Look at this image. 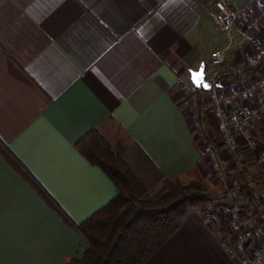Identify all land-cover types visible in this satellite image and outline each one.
Listing matches in <instances>:
<instances>
[{"label":"crops","instance_id":"0c3cea01","mask_svg":"<svg viewBox=\"0 0 264 264\" xmlns=\"http://www.w3.org/2000/svg\"><path fill=\"white\" fill-rule=\"evenodd\" d=\"M216 1L0 0V142L75 223L118 193L76 147L91 130L143 185L214 180L177 81L190 80L201 61L209 65L216 48L229 47L226 65L249 53L238 36L242 23L232 41L216 29ZM224 1L240 10L253 0ZM229 241L221 226L189 208L145 264H243ZM88 248L0 149V264H68Z\"/></svg>","mask_w":264,"mask_h":264},{"label":"built area","instance_id":"2783aa9c","mask_svg":"<svg viewBox=\"0 0 264 264\" xmlns=\"http://www.w3.org/2000/svg\"><path fill=\"white\" fill-rule=\"evenodd\" d=\"M215 6L213 22L216 29L232 41L233 26L238 27L242 23L238 36L240 43L248 46L249 53L226 65L228 46L211 52L207 79L213 84L217 81L226 83L223 89L214 87L209 92H202L195 88L191 80L185 79H179L177 85L189 102L193 124L194 120L205 123L208 113L214 116L223 146L222 155H227L234 164L233 174L228 179L220 171L216 149L208 145L206 151L214 160L220 178L228 179L230 183L220 211L237 237L231 252L243 264H264V220L257 216L252 224L245 219L247 202L242 188L254 189L255 186L254 176L248 170L247 157L240 151V145H245L250 151L259 146L254 127L264 114V98L259 99V95L264 96V0H253L240 10L232 9L224 0H217ZM255 159L258 165L264 164V147ZM249 193L258 198L253 191ZM210 218L218 220L215 214H211Z\"/></svg>","mask_w":264,"mask_h":264},{"label":"trees","instance_id":"16d2710c","mask_svg":"<svg viewBox=\"0 0 264 264\" xmlns=\"http://www.w3.org/2000/svg\"><path fill=\"white\" fill-rule=\"evenodd\" d=\"M76 147L91 164L99 166L118 189L109 204L80 224L71 219L9 148L0 142L1 152L11 164L68 225L88 240L89 248L83 257L74 258L68 264H145L179 229L191 207H198L208 215L215 214L218 220L211 224L220 225L235 242L237 237L220 206H216L218 210L213 209V199L199 183L170 181L158 197L151 198L145 185L98 130L87 133ZM253 200L250 198L249 207L254 206Z\"/></svg>","mask_w":264,"mask_h":264},{"label":"rangeland","instance_id":"374dc122","mask_svg":"<svg viewBox=\"0 0 264 264\" xmlns=\"http://www.w3.org/2000/svg\"><path fill=\"white\" fill-rule=\"evenodd\" d=\"M264 96L261 94L259 95V99H263ZM189 103V102H188ZM208 112V111H207ZM207 119H205V123L200 120L199 122H195L194 120V126H195V130H194V134L196 136V139H197V143L201 149V152L203 153V155L207 156L209 159V152L206 151V149L208 148V145L212 146V148H215L216 146H218L220 148V151H218V149H216L217 151V154L220 155V152L222 154V149H223V146L220 144L221 142V139L219 138V135H218V131H217V122L214 118V116H212V114L208 113L207 115ZM264 118V114L263 116L257 121V123L255 124V127H254V130L255 132L257 133V136H258V139H259V146L250 151L248 150V148H246L245 145H240V151L243 152L245 154L246 157L249 156V159L247 158V162L248 160L249 161H253L256 165V167L258 169H260L261 167L263 168L264 167V164L262 165H258L255 161H256V157L257 155L260 154V151L263 149L264 146H261V142H260V137H261V133L262 131L260 130V126L264 125L261 120ZM209 138L211 140V142L209 141ZM263 137H261L262 139ZM218 155V159L220 161L221 164H224L225 166L221 165V169L220 171L223 173V174H227L226 173V170L225 168L228 166L226 165V161L225 159H227L229 162H230V168L232 167V173H231V176L233 174V170H234V164H233V161L232 159H230L227 155H222L219 156ZM225 157V159H224ZM210 162H211V166L212 168L215 170L216 174H215V177L214 180H210L211 183H209L208 185L205 184L202 179H192V180H188V181H181V180H178L179 182L183 183V184H188L190 182H196V183H199L207 192V194L213 199V204L212 206L214 207L213 209H217L218 210V206H220V209H221V206H222V203H224L225 199H226V196H227V193H228V190H229V186H230V183H228V179H230V177H228V179L226 180H222L219 176V173L217 172V169L214 167V160L213 159H210ZM249 163V162H248ZM251 172L253 170L249 169ZM252 173H254V189H248L246 188L245 186H243V190L244 192L242 193L243 196H245V201L247 202L246 203V206L249 204V200L250 198H253L254 200V206H250L251 208H249V211L247 209V207L245 208V219H246V222H251L253 224L254 220L256 219L257 216H259L261 219L264 220V193H257L258 195V198H254L253 196L250 195L249 192H252V191H255V189H261L262 187L264 188V175L260 174H256L257 171H253ZM259 173V172H258ZM227 177V176H226ZM172 182L176 181V180H170ZM170 181H164L163 184H157L156 186H149L148 184L145 185L146 187V190H147V193H148V196L151 197V198H156L158 197L161 193H162V190L163 188L170 182ZM218 187V188H217ZM257 192V191H256ZM223 196H220L222 195ZM226 194V196H225ZM217 206V207H216ZM191 208H198V207H191ZM199 209V208H198ZM208 219L211 221H215L213 219L210 218V215L208 214H205ZM217 226H220V225H217ZM229 236L230 238V241L229 243L227 244L228 245V248L232 249V246H234L236 244V241L235 242L233 241L232 239V236L231 235H227ZM262 237H263V230H262Z\"/></svg>","mask_w":264,"mask_h":264},{"label":"water","instance_id":"95a60500","mask_svg":"<svg viewBox=\"0 0 264 264\" xmlns=\"http://www.w3.org/2000/svg\"><path fill=\"white\" fill-rule=\"evenodd\" d=\"M201 70H203V72H204V82H206V83H208V84L210 85V87L207 88V89L203 88L202 86H199V87H198V86L195 84V82L192 80V73H193V72H199V71H201ZM206 70H207V66H206V62H205L204 60L201 61L200 65L198 66L197 69H191V70H189L190 80H191V82L193 83V85L195 86L196 89H198L199 91H202V92H209V91H211L214 87H215L216 89H223V88L226 87V83H224V82H222V81H217L215 84H213L211 81H209V80L207 79V73H206Z\"/></svg>","mask_w":264,"mask_h":264},{"label":"snow or ice","instance_id":"6c2138e0","mask_svg":"<svg viewBox=\"0 0 264 264\" xmlns=\"http://www.w3.org/2000/svg\"><path fill=\"white\" fill-rule=\"evenodd\" d=\"M192 80L195 82V84L198 87L202 86L205 89L210 87V85L208 83L204 82V72H203V70H201L199 72H193L192 73Z\"/></svg>","mask_w":264,"mask_h":264}]
</instances>
